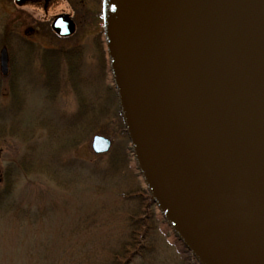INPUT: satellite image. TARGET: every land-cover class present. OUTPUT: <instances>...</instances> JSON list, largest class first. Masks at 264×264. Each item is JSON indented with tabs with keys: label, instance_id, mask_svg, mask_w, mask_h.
<instances>
[{
	"label": "water",
	"instance_id": "water-1",
	"mask_svg": "<svg viewBox=\"0 0 264 264\" xmlns=\"http://www.w3.org/2000/svg\"><path fill=\"white\" fill-rule=\"evenodd\" d=\"M103 10L150 200L198 264H264V0H105ZM51 28L65 37L73 22L58 15ZM7 63L2 47V75ZM110 145L91 138L95 154Z\"/></svg>",
	"mask_w": 264,
	"mask_h": 264
},
{
	"label": "rangeland",
	"instance_id": "rangeland-1",
	"mask_svg": "<svg viewBox=\"0 0 264 264\" xmlns=\"http://www.w3.org/2000/svg\"><path fill=\"white\" fill-rule=\"evenodd\" d=\"M80 3L91 21L81 17L68 40L57 37L52 18ZM99 10V0H49L45 9L0 0V49L8 52V72L0 74V192L10 187L0 196V264H110L108 254L126 240L117 189L101 174L119 166L125 191L144 184L120 131ZM70 48H78L82 70L59 64L56 81L44 58ZM15 124L27 135H17ZM93 135L109 137L111 151L95 155ZM122 147L126 157L115 164ZM147 243L128 264H193L160 215Z\"/></svg>",
	"mask_w": 264,
	"mask_h": 264
},
{
	"label": "trees",
	"instance_id": "trees-1",
	"mask_svg": "<svg viewBox=\"0 0 264 264\" xmlns=\"http://www.w3.org/2000/svg\"><path fill=\"white\" fill-rule=\"evenodd\" d=\"M82 17L84 19V22L88 20V18L85 15ZM99 21H100V18H99ZM65 50L67 54L58 52L57 53L58 57L56 54H53V55L45 56L44 59L47 62L50 61L53 67L59 66L60 64V66L62 65L65 66L66 72L69 71L67 69L69 67V69L72 70V73H75V74L78 73L79 70L81 71V69L78 67L81 65V60H82V56L80 52L78 51V48H70V49H65ZM75 68H78V70ZM55 74L56 72L53 71L52 75L55 76ZM98 107L95 109L97 110ZM116 108H117V105H116ZM116 110H117L116 115H118L117 119L120 125V131L122 132L123 135H126L118 108ZM99 114H101L102 116L105 115L106 114L105 109L99 110ZM15 125L16 126L14 128H15V132L17 133V135H20L21 137L23 135H27L24 131H22L19 128L17 124ZM116 153L117 155H116L115 164L117 163L120 164L121 161L119 160V157L120 156L126 157L125 149H123L122 147L118 149ZM131 162H133L134 164V160L132 156H131ZM118 169H119V166L115 168L113 167V169H108L112 172L106 171V174H101V180L108 182V185H110V187H112L113 189L114 188L117 189V192L115 195L118 198L117 197L115 198L120 201L119 203L121 206L120 211H121V214H124L127 219L128 229L127 230L125 229L124 234L126 235L123 234V237L125 236L126 240L119 243L118 249L108 254V257L110 258L108 261L110 264H128L134 257H138L139 255H141L139 253V250L147 246L146 243H147L148 236L152 232L155 226L156 214L157 215H160V214L158 213L157 208L154 205V203L150 200L149 195L147 194L145 189L142 190L140 188H137V189H133L130 191H125L121 187L120 182H119V177H117V173H116ZM135 170H136V167H135ZM4 176L6 178L4 179V181L8 185L9 176L8 174H5ZM137 177H140L138 172H137ZM105 185L106 183L104 184V186ZM9 189L10 187L8 186L4 187L3 190L0 192V196L8 195ZM155 212L157 213L155 214ZM128 248L134 249V250L131 251L130 253L128 251ZM188 256L192 260L193 264H197V262L194 260L192 256L190 255Z\"/></svg>",
	"mask_w": 264,
	"mask_h": 264
},
{
	"label": "flooded vegetation",
	"instance_id": "flooded-vegetation-1",
	"mask_svg": "<svg viewBox=\"0 0 264 264\" xmlns=\"http://www.w3.org/2000/svg\"><path fill=\"white\" fill-rule=\"evenodd\" d=\"M103 0H99V2H102ZM38 3H40V2H38ZM48 4V3H47ZM47 4L46 5H44L43 3H42V7L45 9V7L47 6ZM84 6V5H83ZM72 10V9H71ZM77 10H79V8H77ZM75 11V10H72V13H71V19H72V21H73V23H74V26L75 27H77V22H79V18L80 17H82V16H87L88 17V19L90 20L91 19V16H89V15H87L86 13H85V11L83 12L82 11V13H80V15H79V12L78 11ZM94 18H95V16H93ZM48 64H51L52 65V63H50V61H48ZM49 69V68H48ZM51 74L53 73V71L54 72H56L57 71V68H52L51 70ZM108 73V72H107ZM50 74V75H51ZM55 77L56 76H52L51 78H54L55 79ZM56 81H58L57 79H55ZM113 89V88H112Z\"/></svg>",
	"mask_w": 264,
	"mask_h": 264
},
{
	"label": "bare ground",
	"instance_id": "bare-ground-1",
	"mask_svg": "<svg viewBox=\"0 0 264 264\" xmlns=\"http://www.w3.org/2000/svg\"><path fill=\"white\" fill-rule=\"evenodd\" d=\"M107 74H109V78H110V80H111V74H110V70H109V66H107ZM113 91H115V89H114V87H113ZM82 103V105H83V103L84 102H81ZM91 148V147H90ZM92 151V150H91ZM93 152V151H92Z\"/></svg>",
	"mask_w": 264,
	"mask_h": 264
}]
</instances>
